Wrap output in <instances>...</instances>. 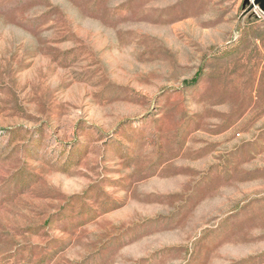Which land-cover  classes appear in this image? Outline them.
Wrapping results in <instances>:
<instances>
[{"label":"rangeland","instance_id":"374dc122","mask_svg":"<svg viewBox=\"0 0 264 264\" xmlns=\"http://www.w3.org/2000/svg\"><path fill=\"white\" fill-rule=\"evenodd\" d=\"M0 264H264V0H0Z\"/></svg>","mask_w":264,"mask_h":264}]
</instances>
